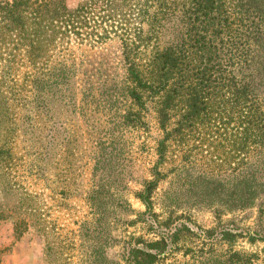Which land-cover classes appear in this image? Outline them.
Returning <instances> with one entry per match:
<instances>
[{"label": "trees", "instance_id": "trees-1", "mask_svg": "<svg viewBox=\"0 0 264 264\" xmlns=\"http://www.w3.org/2000/svg\"><path fill=\"white\" fill-rule=\"evenodd\" d=\"M110 40L119 42L126 70V120L140 121L151 102L163 130L158 163L171 143L184 152L213 147L211 159L221 156L233 174L230 207L258 204L263 214L264 0H0V220L12 218L17 237L46 230L38 196L12 176L13 139L23 111L39 115L40 86L64 84L75 70L74 46ZM154 174L136 194L154 238L131 248L129 264H163L181 251L187 264H208L217 243L212 264H264V248L234 247L264 244L261 230L207 229L189 216L156 213L157 166ZM195 241L209 250H196Z\"/></svg>", "mask_w": 264, "mask_h": 264}, {"label": "rangeland", "instance_id": "rangeland-1", "mask_svg": "<svg viewBox=\"0 0 264 264\" xmlns=\"http://www.w3.org/2000/svg\"><path fill=\"white\" fill-rule=\"evenodd\" d=\"M74 49L75 70L64 84L40 86L39 115L23 111L12 142V176L38 196L46 230L30 227L17 237L13 219L0 220V264H129L131 248L154 238L142 221L146 206L136 194L156 176V166L161 176L153 195L156 213L189 216L207 229L233 224L264 232L258 204L230 207L233 174L221 156L211 159L213 147L191 144L184 152L171 143L158 163L164 133L152 103L147 102L140 121L125 118L132 104L117 40ZM195 242L196 250L210 248ZM220 247L213 245L210 258ZM234 247L255 252L264 244L239 240ZM188 259L181 251L163 264H187Z\"/></svg>", "mask_w": 264, "mask_h": 264}]
</instances>
